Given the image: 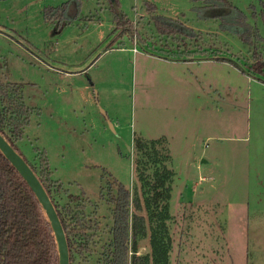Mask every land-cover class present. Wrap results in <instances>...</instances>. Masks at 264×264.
<instances>
[{"label": "rangeland", "instance_id": "1", "mask_svg": "<svg viewBox=\"0 0 264 264\" xmlns=\"http://www.w3.org/2000/svg\"><path fill=\"white\" fill-rule=\"evenodd\" d=\"M65 2L61 26L45 21ZM118 3L133 36L113 31L110 0H0V81L34 109L18 153L30 165L44 153L59 209L68 196L85 204L93 261L119 186L142 203L133 141L164 138L169 264H264V77L252 65L264 60V0Z\"/></svg>", "mask_w": 264, "mask_h": 264}, {"label": "trees", "instance_id": "2", "mask_svg": "<svg viewBox=\"0 0 264 264\" xmlns=\"http://www.w3.org/2000/svg\"><path fill=\"white\" fill-rule=\"evenodd\" d=\"M206 6L226 5L229 0H201ZM68 3L60 5L51 15L49 8L43 12L45 21L62 25ZM114 32L118 38L129 31L133 36L130 22L119 12L118 0H110ZM149 14H154V4L145 2ZM152 21L155 17H152ZM158 28H162L156 22ZM170 27V26H169ZM171 33L175 28L168 29ZM137 35V34H136ZM257 40H261L258 36ZM242 40L244 41L243 37ZM252 65L264 77V60L252 56ZM34 109L23 101L21 86L0 81V134L18 152L16 144L22 139L29 125ZM166 140L135 139L133 141L134 170L140 183L142 203L135 191L129 192L119 186L110 199L111 224L108 238L100 247V253L93 261L92 246H96V222L86 216L85 204L78 198L68 196L66 205H55L52 189L60 184L51 179L44 153L38 154L37 165H29L45 189L56 210L65 233L70 264H169L171 238L167 221L170 220L169 201L175 176L170 168L171 157ZM23 158V157H22ZM24 159V158H23ZM75 204V205H73ZM134 207V212L131 208ZM145 211L146 217L138 212ZM148 235L150 252L138 255V241ZM0 264H58V254L53 232L48 219L33 192L15 168L0 152Z\"/></svg>", "mask_w": 264, "mask_h": 264}, {"label": "water", "instance_id": "3", "mask_svg": "<svg viewBox=\"0 0 264 264\" xmlns=\"http://www.w3.org/2000/svg\"><path fill=\"white\" fill-rule=\"evenodd\" d=\"M0 152L27 183L44 211L54 235L58 254V264H70V256L65 233L52 201L47 195L45 189L22 156L10 146L1 134Z\"/></svg>", "mask_w": 264, "mask_h": 264}, {"label": "crops", "instance_id": "4", "mask_svg": "<svg viewBox=\"0 0 264 264\" xmlns=\"http://www.w3.org/2000/svg\"><path fill=\"white\" fill-rule=\"evenodd\" d=\"M166 61H167V60H166ZM169 63H171V62H169ZM171 64H172V65H175L176 63H171ZM188 94L191 95L190 92H189Z\"/></svg>", "mask_w": 264, "mask_h": 264}]
</instances>
